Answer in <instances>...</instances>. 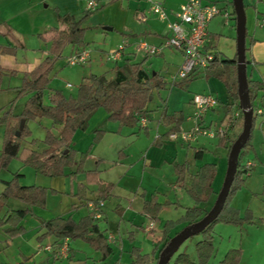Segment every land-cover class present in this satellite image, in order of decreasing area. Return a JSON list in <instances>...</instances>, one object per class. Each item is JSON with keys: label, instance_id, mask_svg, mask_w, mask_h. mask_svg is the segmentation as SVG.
<instances>
[{"label": "rangeland", "instance_id": "obj_1", "mask_svg": "<svg viewBox=\"0 0 264 264\" xmlns=\"http://www.w3.org/2000/svg\"><path fill=\"white\" fill-rule=\"evenodd\" d=\"M88 1L24 0L22 16L6 23L2 21L0 13V45H7L14 49L13 54L0 55V64L10 68L6 69L0 82V114L9 110L14 114H19L24 108L29 94L18 96L17 88L21 85L25 69L33 67L48 54L51 40L49 31L59 25L58 16L72 14L81 17L86 10H90L88 18L84 21V43L79 48L88 51L87 61L68 64L67 60L74 54L76 48L66 45L61 57L55 61L50 74V89L59 90L65 96H75L83 78L90 74H106L107 77H111L115 65L108 59V55L123 40H127L130 44L127 47V52H133L135 60L140 61L145 55L143 52L137 51L136 43L145 41L148 44L156 45L155 38H160V35L152 32L161 29L166 31L167 21H161L157 15L149 12L150 4L145 0H93L97 3L95 9L87 8ZM158 1L163 3L166 10H169V5L175 3L174 0ZM231 1L217 0L216 2L218 6H224L227 3V8L232 10ZM6 4L2 7L0 3V9L2 7L7 10ZM244 9L250 23L254 5L251 4V8H247L250 12H246L245 7ZM6 24H12L17 28V32H10ZM107 27H111V30L106 29ZM208 30L218 35L217 50H220L221 54L227 57H233L236 54L234 19H230V22L225 24L223 15L216 16L209 24ZM223 39H230L234 43V48L228 46ZM178 60H180L178 55H172L170 58L156 55L148 56L144 61V67L150 73H158L166 83L165 88L154 91L152 99L147 104L151 120L147 123L148 127L145 130H141L140 123L133 127H126L110 121L107 111L103 107H99L92 113L86 129L77 130L72 137V145L76 150L74 152L75 163H78L81 154L86 152L83 157L84 169H97L100 174L109 171L119 162L120 158L128 166L132 165L131 172L114 186L112 195L106 200L107 209H113L114 204L112 205V203L116 199L121 202L120 205L125 206L127 199L136 190L144 187L149 190L150 195L151 193L157 195L159 202H164L167 199L176 201L174 205H166L167 207L159 212V218L153 224L157 232L159 231V235L167 220L180 218L185 208L194 204L185 191L184 184L188 182L187 175L184 184L176 183L175 165L189 161V170L195 171L204 163L213 162L216 164V175L213 180L214 194L207 203L201 205L205 209H209L224 183L229 152L228 146L220 144L218 137L210 139L205 136H199L190 145L167 139L161 146L162 148L159 146L149 148L154 139L156 128L161 134L165 131L163 123L157 124L162 108L165 106L168 112L183 110L186 120L181 129L187 130L194 123L193 120L186 118L192 115L194 110L190 104L192 95L213 92L217 95L219 104L214 112H209L203 117L204 121L206 123L211 121L214 129H225L231 138L239 132L238 128L232 126L233 117L237 116L235 114L237 105H231L233 100L220 80L214 77L205 79L202 76H197L188 82V86L173 85L171 77L177 71ZM248 72L250 71L248 70ZM67 84L71 86L67 87ZM42 101L45 104L49 102L48 92L44 94ZM228 105H231L229 111L227 110ZM51 125V120L48 117L29 120L27 128L30 133L23 144L39 151L46 148L44 138L48 129H52L55 134H58L60 129V127L51 128ZM258 125L259 118L254 123L251 146L242 149L245 152L242 162L245 163L248 159H252L256 166L250 175L243 176L244 184L230 199V205L241 207V215L248 208V204L254 206L257 220L254 225L245 223L244 227L248 229L247 232L251 234L252 239L247 235L245 251L243 255L241 252L239 264H264V221L259 218V216L264 217V137ZM97 130L103 132L94 140ZM3 138L4 126L0 124V150ZM199 147H202L204 151L200 159H195L193 158L194 151ZM149 149L155 157L154 162H151ZM121 153H123L122 157ZM73 169L74 166L66 169V174L63 176L49 177L37 174L32 167L23 164L16 158L11 159L7 167L0 169V193L4 189L3 181L11 179L15 173L21 174L19 183L41 185L48 188L46 206L44 208L29 207L30 211L20 222L24 227L21 233L9 237L4 230L5 225H0V264H47V261H50V264H69L68 261L62 259L50 260L51 256L49 257V254L45 252V247L52 243L53 236H46L41 240L38 239V236L43 232L40 230L42 219L67 216L68 214H71L74 219H78L87 214L88 206L84 205L85 200L80 201L73 195L78 183L84 182L85 174L79 172L75 176H70L68 173ZM98 188L99 186L96 184H89L87 197L95 200ZM53 189L56 192H53ZM26 207H28L27 204L11 197L0 212V216H3L8 209ZM141 220L142 218L137 216L135 223L140 224ZM116 224L99 222L100 228L106 232L115 230L113 232L115 239L111 242L114 251L108 259L109 263L126 264L131 262L129 251L134 245H139L147 253L151 252L153 248L151 238H143L142 231L138 229L137 225L132 226L129 221L124 220L120 222L119 229L116 230ZM183 225H177L171 234L180 230ZM234 229L232 224L218 223L213 226L212 242L215 249L203 264H218L231 246L233 248L240 246L239 232ZM201 238V235H194L186 239L173 254L168 264H191L177 261L176 258L180 253L187 254L189 259L196 263L198 261L196 243ZM229 238L231 239L229 240ZM72 242L77 249L72 264H84V261L91 264V257L98 255L97 252L83 239H75Z\"/></svg>", "mask_w": 264, "mask_h": 264}, {"label": "trees", "instance_id": "obj_2", "mask_svg": "<svg viewBox=\"0 0 264 264\" xmlns=\"http://www.w3.org/2000/svg\"><path fill=\"white\" fill-rule=\"evenodd\" d=\"M230 3L232 5V1ZM89 14L90 10H86L81 17H76L72 14L58 16L59 25L49 31L51 40L48 54L31 70L23 73L21 85L17 88L18 96L29 94L24 108L19 114H14L10 110L0 114V124L4 126V138L0 150V169L7 167L10 160L14 158L32 167L37 174L49 177L63 176L66 174V169L74 166V169L68 174L75 176L77 173L83 172L85 180L78 183L73 195L80 201L85 200V206H87L89 201L93 200L87 197L86 194L89 184L99 186L94 201L107 200L111 196L114 184L104 183L100 179L97 169L83 168V157L86 152L82 153L78 163H75L74 152L76 150L72 145L74 133L77 130L86 129L92 113L99 107H103L107 111L108 120L110 121L126 127L137 125L142 118H149L150 111L147 108V104L152 99L154 91L161 90L166 86L165 81L158 73H150L144 67L147 55L142 60L136 61L133 52H126L120 62L114 63L115 66L111 77H107L106 74H90L84 77L78 86L75 96H65L59 90L50 89V74L55 61L61 57L64 47L71 45L76 48L74 53L81 51L79 48L84 43V21ZM230 19L235 20L233 7L229 12ZM217 36V34L208 33L203 46V51L214 55V59L211 60L210 64L198 73H191L186 78L175 81L173 85L188 86V82L197 76H202L205 79L214 77L223 83L233 100L231 105H237V116L233 117L232 126L239 129L238 134L231 138L226 131L218 136L219 143L223 146H228L227 148L230 151L232 144L242 131L244 120L242 110L239 107L237 55L227 57L221 54L217 50ZM252 42H254L253 39L247 42L246 30V74L253 117L250 137L243 148L251 146L254 123L256 119L260 118V115L256 113L260 107L257 105L258 93L264 86L261 81L253 79L247 70L250 63L247 52ZM13 53L14 49L12 47L0 45V55ZM5 73L6 69L0 64V82ZM46 92H48L49 99L47 104L42 101ZM231 105H228V111ZM43 117H48L51 120V128L60 127V129L58 134H55L52 129H48L44 138L46 148L39 151L24 145L23 141L30 133L27 128V122ZM21 119H24L25 123L23 129L17 134ZM161 120L168 128L166 132L155 137L153 143L157 146L161 145V141L166 139L170 132L181 129L185 121V114L183 110L168 112L164 106L161 112ZM140 128L145 129V126H140ZM101 132L103 131L97 130L94 140L99 137ZM242 149L239 154L234 180L221 212L204 230L196 234L202 236L196 243L198 261L196 263L191 261L185 253H180L176 258L177 261L191 264H203L206 262L215 249L212 242V228L215 224L242 225L255 222L254 216L249 209L245 210L244 214L241 215L237 208L230 205V199L244 184L245 178L243 176H248L242 162V156L245 153ZM203 151L202 147L197 148L194 151L193 158L200 159ZM174 170L177 176L176 183L184 184V179L187 175L188 182L184 184L185 191L194 204L186 207L180 218L167 220L164 223L162 227V246H154L150 253H143L139 247L132 246L129 251L132 260L126 264H157L160 253L171 237L186 226L199 221L212 207L205 209L201 205L207 203L214 194L215 163H204L195 171H190L189 161H185L184 163L176 164ZM20 175L15 173L11 179L3 181L4 189L0 193V212H2L7 200L11 197L28 205L26 208L8 209L3 216H0V225H5L4 230L9 237L18 235L23 231L24 227L20 222L30 211V206L39 208L46 206L48 188L35 184L22 185L19 183ZM53 192H56V190L53 189ZM162 206L163 204L158 202L157 196L152 195L143 202V211L152 220H156ZM105 220L102 219V221ZM100 221L94 217L91 211L77 220L71 215L42 219L40 221V230H43V232L38 236V239L41 240L46 236H53L54 240L50 250L53 255H59L64 239L69 241L83 239L98 254L95 257H91V264H111L108 259L113 254L114 249L111 242L108 241V233L100 228ZM261 221H264V219H261ZM179 224L184 225L180 230L171 234V231ZM72 250L69 247L68 256L66 257L69 264H72ZM240 257V249H229L218 264H239ZM84 264H88V262L84 261Z\"/></svg>", "mask_w": 264, "mask_h": 264}, {"label": "built area", "instance_id": "obj_3", "mask_svg": "<svg viewBox=\"0 0 264 264\" xmlns=\"http://www.w3.org/2000/svg\"><path fill=\"white\" fill-rule=\"evenodd\" d=\"M150 4L149 12L157 15L161 21H167L168 36L159 45L148 44L145 41L136 43L137 51L143 52L147 56L160 55L167 47H172L181 52L183 56L182 63L178 67L175 75H172V83L186 78L191 73H198L205 69L214 59L212 53L203 51V46L208 35V26L210 22L219 15L225 18V24L229 21V11L221 8L216 2L212 0H185L178 9L166 10L163 3L158 0H145ZM97 3L93 0L87 2L88 9H95ZM262 26V25H260ZM130 44L127 40H123L117 48L108 55V59L112 63L120 62L127 52V47ZM89 54L87 50L71 55L67 62L68 64L83 63L87 61ZM67 84V87H70ZM191 103L194 108L192 115L187 119L193 120V125L187 129H180L179 131H172L168 134L167 139L173 141H181L190 144L197 140L199 136H205L213 139L220 134L225 133V129L212 128V123L204 124L203 117L218 104V99L212 93H195L191 97ZM260 115L261 126L264 128V109L259 107L256 112ZM146 118L140 121L141 126H146ZM229 126V125H228ZM255 162L246 161L244 168L247 170V175L250 174ZM89 211H91L96 219L103 217L104 201L91 200L87 204ZM114 236L108 233V241L113 242ZM50 251L51 246L45 247ZM68 239H64L60 248V257L68 256Z\"/></svg>", "mask_w": 264, "mask_h": 264}, {"label": "crops", "instance_id": "obj_4", "mask_svg": "<svg viewBox=\"0 0 264 264\" xmlns=\"http://www.w3.org/2000/svg\"><path fill=\"white\" fill-rule=\"evenodd\" d=\"M174 1H175L174 4L169 5V10L168 11L178 9L179 6L185 0H174ZM212 1L216 2L217 0H212ZM0 3L2 4V7L7 3L6 7H8L7 10H4L2 7L0 9L1 19H2V21L4 23L8 22L9 20H17L18 18H20L22 16V13H23L22 6H23V4H25L24 0H0ZM243 3H244V7L246 8V12H250V10L247 9V8H249V7L251 8V4L254 5V13H253V16H252V21L250 23L248 22L247 13H246L247 42L250 41L251 39L254 40V42H252L250 44L249 51L247 52V56H248V59L250 61V63L248 64L247 70L250 71V74H251L253 79L261 81L264 84V0H243ZM220 7L226 9L229 12L231 11V9L229 10L227 8V3L224 4V6H220ZM229 22H230V20L228 21V23ZM260 25H262V26H260ZM6 26H7L8 30L10 32H13V33L17 32V28L14 27L12 24H6ZM165 26H166V31L161 29L160 31H156L155 30L154 32H152L153 34L160 35V38H155L156 39V42H155L156 45L161 44L165 40L166 36H168V34H169L168 33V28H167V23L165 24ZM208 28H209V26H208ZM208 33H213V32H210L208 30ZM213 34H216V33H213ZM223 40H224L225 43H227L228 46L234 48V43L230 39H228V40L223 39ZM221 50H223V49H221ZM218 51H220V50H218ZM162 55L167 56L169 58L172 57V55H178V57H180V60H178V64H177V68L176 69H178V67L180 66V64L182 63V60H183V56H182L181 52L176 50V49H174V48H172V47L165 48L162 51V53L160 55H158V56H162ZM41 60H39L36 64H38ZM2 66L5 69H10L9 67L5 66L4 64H2ZM33 67H31L29 69H25V71H29ZM11 70H15V69H11ZM203 93H212L218 99L217 95L215 93H213V92H203ZM190 104L192 106L191 99H190ZM218 104H219V100H218ZM218 104H217V106H218ZM257 105L264 109V86L258 93ZM217 106L214 109L210 110L209 112H214L216 110ZM235 114L237 115V113H235ZM186 118H188V116ZM150 120H151V116L149 114V118L146 120L145 129L148 127L147 123ZM159 123H162L161 116H160L159 121H158L157 124H159ZM203 123L206 124V125H209L212 122L210 121V122L206 123L204 121V118H203ZM258 127L261 129V131L263 133V137H264V128L261 126V118H259ZM167 128L168 127L165 126V131L164 132H166ZM234 128L237 129V127H234ZM145 129H141V130H145ZM164 132H162V134ZM160 134H161V132L156 128V133L154 134V139H155V137H157ZM154 139H153V141H154ZM166 140H167V138L161 141V145L159 146L160 148H162L161 146H163V143ZM153 141H152L151 145L149 146V148H151V147L154 148V146H157V145H155L153 143ZM179 142H180V144L183 143L181 141H179ZM149 152L151 154L150 149H149ZM122 155H123V153H121V157H122ZM151 158H152V161H151V159H150V161L154 162L153 159H155V157L152 154H151ZM247 161H252V159H248ZM179 164H181V163H179ZM253 168H252V170H253ZM131 169H132V165L128 166V164L123 162L122 158H120L119 162H117V164L114 167H112L109 171H104L103 173L101 172L99 174V177L104 183H113L114 186H115L116 184L120 183V181L123 178L128 176L129 172H131ZM175 176H176V173H175ZM175 179H176V177H175ZM20 184H22V185H30V184H26V183H20ZM114 186H113V188H114ZM55 189L59 190L57 188H55ZM111 195H112V191H111ZM149 195H150V192L145 187L142 188V189H138V190H136L133 193V195L129 199H127L125 206L120 205L121 202H118L117 199H116L115 202L112 203V205L114 204L113 209H107V207H106V205H107L106 202L107 201L105 200L104 201V207H103V210H102V212H103L102 219H106L105 220L106 223L107 222L117 223L116 224V228H115L116 230L119 229L120 222H122L124 220H127V221H129L132 224V226L133 225H137L138 226V229L142 231V234H143L142 237L143 238H147V237L151 238L153 247L154 246H159L160 247L163 244L162 228L160 230L161 233L159 235V231L157 232L155 226L153 225L155 223V221L158 220L159 214H158V218L156 220H152L149 217V215H147L143 211V202L145 200L149 199L152 195H155V194L151 193V195L150 196ZM155 196H157V195H155ZM159 203L163 204V206L161 208V210H162L163 208H165V207H167L169 205H174L176 203V201H172V200L167 199L164 202H159ZM248 205L249 206H247L248 207L247 209H249L251 211L252 215L254 216V220L256 222L257 220L255 218V208L251 204H248ZM233 207H235L239 211H241L240 210L241 207H239L237 205L236 206L233 205ZM88 212H89V210L87 208V213ZM240 214H241V212H240ZM68 215H71V214H68ZM137 216H140L142 218L140 224H136L135 223V219L137 218ZM259 218L260 219H264V217H262V216H259ZM102 219H100V220L102 221ZM255 222L252 223V224H249V225H254ZM244 226H245V223L242 224V225H233V228H235L234 230H237L239 232L240 246L238 247V249L241 250L242 255L244 254V251H245V248H244L245 246L244 245L246 243V240L248 239L247 235H249V238L252 239L251 234L247 232L248 229H246ZM114 231L115 230H110L107 233L113 234ZM230 239L231 238H229V240ZM51 244H48V245L51 246ZM68 244H69V247L73 249L72 250L73 253L71 252V254L73 256L72 259H71V263H72V261L75 259V251L77 249L73 246V242L72 241L68 240ZM134 246H137V245H134ZM137 247L140 248L141 252L147 253V252L143 251V249L139 245ZM230 249H233V247L231 246ZM45 252L49 254V257L51 256L50 260L52 259L53 261H55V260H58V259H62V260L68 261L66 259V257H60V255L58 256V255H55V254L53 255V253H51L48 250H46ZM47 264H50V261H47Z\"/></svg>", "mask_w": 264, "mask_h": 264}, {"label": "water", "instance_id": "obj_5", "mask_svg": "<svg viewBox=\"0 0 264 264\" xmlns=\"http://www.w3.org/2000/svg\"><path fill=\"white\" fill-rule=\"evenodd\" d=\"M232 7L235 13L237 81L239 107L242 110L244 118L243 128L230 148L228 154V167L226 177L212 207L199 221L186 226L176 235L171 237L168 244L160 253L157 264H168L173 254L179 249L180 245L186 239L200 233L206 228V226H208L217 218L225 204L226 198L229 194V190L233 183L240 151L245 146L250 137L253 109L249 98L246 74V15L243 0H232ZM106 29L111 30V27H107ZM24 123L25 120L21 119L17 134H19L20 130L23 129Z\"/></svg>", "mask_w": 264, "mask_h": 264}]
</instances>
